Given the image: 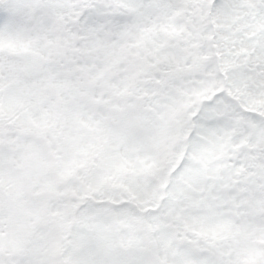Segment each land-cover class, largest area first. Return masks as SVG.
I'll list each match as a JSON object with an SVG mask.
<instances>
[{"label": "snow or ice", "instance_id": "6c2138e0", "mask_svg": "<svg viewBox=\"0 0 264 264\" xmlns=\"http://www.w3.org/2000/svg\"><path fill=\"white\" fill-rule=\"evenodd\" d=\"M0 264H264V0H0Z\"/></svg>", "mask_w": 264, "mask_h": 264}]
</instances>
